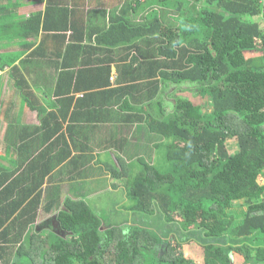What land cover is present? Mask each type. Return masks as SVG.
<instances>
[{
	"label": "trees",
	"instance_id": "16d2710c",
	"mask_svg": "<svg viewBox=\"0 0 264 264\" xmlns=\"http://www.w3.org/2000/svg\"><path fill=\"white\" fill-rule=\"evenodd\" d=\"M144 7L151 18L113 22L98 42L108 48L106 60L116 48L128 61L120 67L128 85L117 91L142 99L140 108L156 101L159 109L145 108L155 146L122 172L133 224H109L91 205L67 200L70 212L57 215L63 235L30 234L31 254H18L14 264H199L186 246L200 264H232L233 257L264 264V0H147ZM156 7L177 12L176 24ZM252 51L258 55L247 57ZM86 68L96 75L94 86L108 85L100 73L107 68ZM87 69L69 73L68 87L88 81ZM16 70L7 76L36 109L33 87ZM117 98L130 106L127 96ZM193 113L198 118L186 124ZM13 130L11 150L18 143ZM3 173L0 188L12 174Z\"/></svg>",
	"mask_w": 264,
	"mask_h": 264
},
{
	"label": "crops",
	"instance_id": "0c3cea01",
	"mask_svg": "<svg viewBox=\"0 0 264 264\" xmlns=\"http://www.w3.org/2000/svg\"><path fill=\"white\" fill-rule=\"evenodd\" d=\"M0 1L6 4L0 8V178L6 168L12 173L3 186L8 188H0V264H14L18 254L22 260L31 254L30 234L63 235L57 215L70 212L67 200L91 205L109 224H133L122 172L155 146L145 108L150 114L159 109L156 101L140 108L142 99L134 102L129 92L117 91L128 85L120 71L128 61L116 48L106 60L108 48L98 44L113 22L151 18L147 0ZM155 10L163 18L166 10ZM86 67L109 69L100 72L108 85L94 86L96 75ZM12 68L33 87L36 109L15 91L7 76ZM83 68L88 81L68 87V74ZM119 93L140 109L118 101ZM11 126L18 142L12 150ZM30 167L34 171L27 173Z\"/></svg>",
	"mask_w": 264,
	"mask_h": 264
},
{
	"label": "rangeland",
	"instance_id": "374dc122",
	"mask_svg": "<svg viewBox=\"0 0 264 264\" xmlns=\"http://www.w3.org/2000/svg\"><path fill=\"white\" fill-rule=\"evenodd\" d=\"M164 12L165 13L163 14V19L165 20V22L167 24H169V25H175L176 23H175L173 17H174L175 14L177 15V12H172V11H164ZM168 16H169L170 19L168 18ZM257 55H258V53H256L255 51H252V52L247 53V57H255ZM196 114L193 113L192 115H189V118H191V119H186V122L185 123L188 124V125H191L193 122H195V120H193V119L198 118V116ZM196 123L198 125H200V126L203 125L202 123H198V122H196ZM229 145H230V148L231 149H233V150H236L237 149V144H234L233 143V144H229ZM163 159H165L164 156L160 157L158 160H159V162L162 163ZM162 164H160V165H162ZM234 210H235V212H238L239 215H241L240 212H241V210H243V208L241 206L239 208H235ZM110 216H112V214ZM185 249H186V253H187L186 255L188 257L194 258L195 261H196V263H199V264L202 263V258L201 257H199L198 255H193V252L190 249L188 250V247L187 246L185 247ZM232 259H233V263L232 264H243L242 259L239 258V257H236V258L233 257Z\"/></svg>",
	"mask_w": 264,
	"mask_h": 264
}]
</instances>
